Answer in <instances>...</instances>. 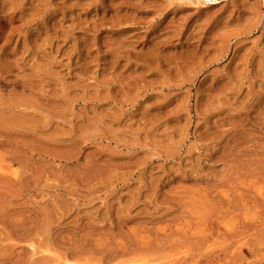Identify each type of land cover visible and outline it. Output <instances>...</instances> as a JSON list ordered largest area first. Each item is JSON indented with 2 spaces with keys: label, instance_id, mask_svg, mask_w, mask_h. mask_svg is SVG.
Here are the masks:
<instances>
[{
  "label": "rangeland",
  "instance_id": "obj_1",
  "mask_svg": "<svg viewBox=\"0 0 264 264\" xmlns=\"http://www.w3.org/2000/svg\"><path fill=\"white\" fill-rule=\"evenodd\" d=\"M0 264H264V0H0Z\"/></svg>",
  "mask_w": 264,
  "mask_h": 264
},
{
  "label": "bare ground",
  "instance_id": "obj_2",
  "mask_svg": "<svg viewBox=\"0 0 264 264\" xmlns=\"http://www.w3.org/2000/svg\"><path fill=\"white\" fill-rule=\"evenodd\" d=\"M208 1H216V0H208Z\"/></svg>",
  "mask_w": 264,
  "mask_h": 264
}]
</instances>
